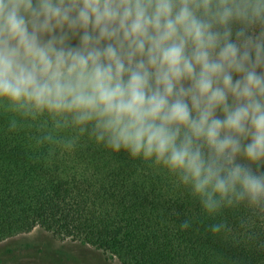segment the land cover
<instances>
[{"label": "clouds", "instance_id": "9594fccd", "mask_svg": "<svg viewBox=\"0 0 264 264\" xmlns=\"http://www.w3.org/2000/svg\"><path fill=\"white\" fill-rule=\"evenodd\" d=\"M0 113L41 155L87 135L247 229L264 220V0H0Z\"/></svg>", "mask_w": 264, "mask_h": 264}, {"label": "trees", "instance_id": "16d2710c", "mask_svg": "<svg viewBox=\"0 0 264 264\" xmlns=\"http://www.w3.org/2000/svg\"><path fill=\"white\" fill-rule=\"evenodd\" d=\"M0 113V242L34 229L107 253L119 264H264V220L245 209L215 220L170 178L97 145L38 153ZM191 219V226L180 225ZM220 219L230 231L213 233Z\"/></svg>", "mask_w": 264, "mask_h": 264}, {"label": "rangeland", "instance_id": "374dc122", "mask_svg": "<svg viewBox=\"0 0 264 264\" xmlns=\"http://www.w3.org/2000/svg\"><path fill=\"white\" fill-rule=\"evenodd\" d=\"M0 264H119L107 253L34 229L0 242Z\"/></svg>", "mask_w": 264, "mask_h": 264}]
</instances>
